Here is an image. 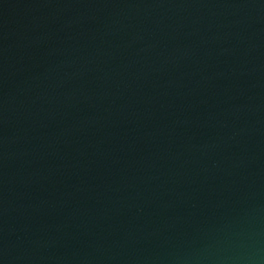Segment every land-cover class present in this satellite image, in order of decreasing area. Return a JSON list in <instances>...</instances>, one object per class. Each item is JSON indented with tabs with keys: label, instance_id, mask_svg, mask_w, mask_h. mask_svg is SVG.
Segmentation results:
<instances>
[{
	"label": "water",
	"instance_id": "water-1",
	"mask_svg": "<svg viewBox=\"0 0 264 264\" xmlns=\"http://www.w3.org/2000/svg\"><path fill=\"white\" fill-rule=\"evenodd\" d=\"M0 264H264V0H0Z\"/></svg>",
	"mask_w": 264,
	"mask_h": 264
}]
</instances>
